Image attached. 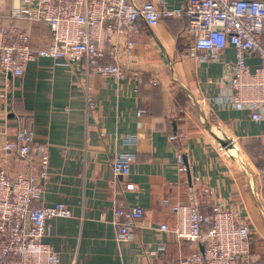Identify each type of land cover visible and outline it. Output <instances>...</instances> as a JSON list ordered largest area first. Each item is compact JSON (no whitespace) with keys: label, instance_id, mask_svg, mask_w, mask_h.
<instances>
[{"label":"crops","instance_id":"1","mask_svg":"<svg viewBox=\"0 0 264 264\" xmlns=\"http://www.w3.org/2000/svg\"><path fill=\"white\" fill-rule=\"evenodd\" d=\"M152 1L171 8L187 2ZM18 3L0 0V18L8 21ZM14 23L29 30L32 48L52 43L46 23ZM187 24L184 16L154 26L139 19L138 35L120 37L122 43L126 37L137 41L131 61L121 54L120 80L98 75L83 62L67 66L50 58L32 62L20 77L0 71V162L11 174L26 170L2 151L19 128L32 129L35 142L48 147L49 173L34 205L61 202L71 209L70 217L47 221L45 238L65 264H178L199 244L174 234L177 216L170 205L188 203L186 188L195 176L203 188H213L216 203L237 209L249 226L248 258L239 264H264V210L255 194L259 150L253 142L264 147V122L216 102L224 66L187 55ZM222 55L234 59L230 46ZM223 131L236 143L229 152L217 140ZM175 133L185 138L169 140ZM127 136L131 142L124 141ZM179 152L190 166L184 172L177 169ZM115 153L133 154L129 176L113 175ZM137 205L143 216L133 239L118 241L114 208ZM200 211L210 207L205 203ZM161 224L169 230H160Z\"/></svg>","mask_w":264,"mask_h":264},{"label":"built area","instance_id":"2","mask_svg":"<svg viewBox=\"0 0 264 264\" xmlns=\"http://www.w3.org/2000/svg\"><path fill=\"white\" fill-rule=\"evenodd\" d=\"M180 16L187 19L185 32L191 39L187 55L224 66L221 95L216 102L247 112L253 121L264 122V0H187L177 8L157 5L152 0L140 5L131 0H19L8 21L0 18V71L20 77L32 62L50 58L55 64L67 66L83 62L98 75L120 80L125 76L121 54L131 61L137 43L128 37L122 43L120 37L138 35L139 19L154 26L162 18ZM17 20L46 23L52 43L32 48L29 30L15 24ZM229 46L233 60L222 55ZM223 132L227 144L220 146L229 152L236 143ZM168 138L179 142L185 135L175 133ZM132 139L127 136L124 141ZM2 151L18 158L26 170L11 174L0 162V264H65L60 252L45 238L49 235L47 221L70 217L71 209L61 202L34 205L42 198V181L49 173L48 147L35 142L32 129L19 128ZM133 157L131 153H115L111 160L113 175L129 176ZM177 160L179 172L189 170L182 152ZM257 174L255 194L264 210V167ZM186 192L187 204L170 205L177 216L172 231L178 238L199 244V249L178 264H239L246 260L250 228L239 219V211L216 203L213 188H203L198 176L191 178ZM205 203L210 212L204 214L200 207ZM163 204L168 205V201L163 200ZM142 216L139 205L114 208L116 239L132 240ZM159 229L169 230L165 224Z\"/></svg>","mask_w":264,"mask_h":264},{"label":"trees","instance_id":"3","mask_svg":"<svg viewBox=\"0 0 264 264\" xmlns=\"http://www.w3.org/2000/svg\"><path fill=\"white\" fill-rule=\"evenodd\" d=\"M33 21H36V20H33ZM38 22H42V21H38ZM43 23V22H42ZM254 142V144H255V146H254V148H256L257 150H259V155H258V157H256V158H254L255 159V161H256V164H257V166L259 167V168H262V167H264V147H262V145L260 144H258L257 142V140H254L253 141ZM258 145L260 146V147H258ZM250 150L251 149H249V152H250ZM252 152V151H251ZM192 243H194L195 244V242H192ZM197 244V243H196ZM199 248H197V249H195L193 252H195V251H197Z\"/></svg>","mask_w":264,"mask_h":264},{"label":"water","instance_id":"4","mask_svg":"<svg viewBox=\"0 0 264 264\" xmlns=\"http://www.w3.org/2000/svg\"><path fill=\"white\" fill-rule=\"evenodd\" d=\"M183 89H184V91L185 92H187V94H189V92L183 87ZM217 140H218V142H219V144L221 145V146H226V144H227V140H226V138L224 137V136H222V137H217Z\"/></svg>","mask_w":264,"mask_h":264}]
</instances>
